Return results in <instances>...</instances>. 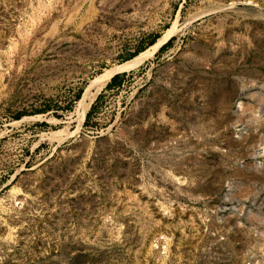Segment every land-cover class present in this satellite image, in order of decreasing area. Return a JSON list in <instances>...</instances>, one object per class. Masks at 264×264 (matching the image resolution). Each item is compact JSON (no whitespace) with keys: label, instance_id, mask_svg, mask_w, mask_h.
Instances as JSON below:
<instances>
[{"label":"rangeland","instance_id":"obj_1","mask_svg":"<svg viewBox=\"0 0 264 264\" xmlns=\"http://www.w3.org/2000/svg\"><path fill=\"white\" fill-rule=\"evenodd\" d=\"M0 264H264V0H0Z\"/></svg>","mask_w":264,"mask_h":264},{"label":"trees","instance_id":"obj_2","mask_svg":"<svg viewBox=\"0 0 264 264\" xmlns=\"http://www.w3.org/2000/svg\"><path fill=\"white\" fill-rule=\"evenodd\" d=\"M159 37L158 34H154L151 35L148 39L147 45H152L156 39ZM174 37H171L168 39L167 42H165L163 45H161V47L159 48V51H163L165 49H167L168 47H170V45L172 44V40ZM146 48L145 45H139L134 51H132L131 53H128V55H126L125 57L122 58V61H126L129 60L131 58H133L134 56H136L138 53H140L141 51H143ZM126 75V72H122V73H117L115 75H113L110 78V81L106 84V88H112V87H116L119 86L124 78V76ZM81 95V90H79L76 94V97L79 98ZM100 98V94L98 95V97L96 98V100L92 103V105L90 106L89 110L86 112L85 114V121H84V125H86L89 120L90 117L92 115V113L94 112L96 105L99 101ZM24 113L20 112L17 115H15V118L18 119L21 117V115H23Z\"/></svg>","mask_w":264,"mask_h":264},{"label":"bare ground","instance_id":"obj_3","mask_svg":"<svg viewBox=\"0 0 264 264\" xmlns=\"http://www.w3.org/2000/svg\"><path fill=\"white\" fill-rule=\"evenodd\" d=\"M172 28L171 29H167L165 31V33L151 46H149V48L145 49L144 51L138 53L136 56H134L133 58L129 59L128 61H126L125 63H123L122 65L119 66V68L122 69H129L139 63H141L144 59H146L147 57H149L154 51H156L158 49V47L165 42L169 36L172 33ZM115 69H107L105 70V72L100 76L99 81H98V85L96 86V90H98L100 87H102L112 76V74L115 72ZM97 93V92H95ZM95 93H92V97L95 96Z\"/></svg>","mask_w":264,"mask_h":264},{"label":"water","instance_id":"obj_4","mask_svg":"<svg viewBox=\"0 0 264 264\" xmlns=\"http://www.w3.org/2000/svg\"><path fill=\"white\" fill-rule=\"evenodd\" d=\"M160 46H161V45H160ZM112 76H113V75H112ZM112 76H111V77H112Z\"/></svg>","mask_w":264,"mask_h":264}]
</instances>
